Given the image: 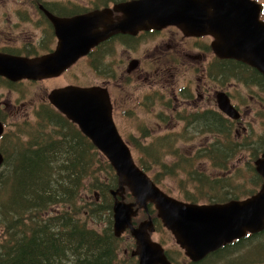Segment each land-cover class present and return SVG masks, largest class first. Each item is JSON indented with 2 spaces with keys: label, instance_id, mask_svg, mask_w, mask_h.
Here are the masks:
<instances>
[{
  "label": "water",
  "instance_id": "obj_1",
  "mask_svg": "<svg viewBox=\"0 0 264 264\" xmlns=\"http://www.w3.org/2000/svg\"><path fill=\"white\" fill-rule=\"evenodd\" d=\"M263 5L257 0H130L113 9L85 15L57 17L53 22L57 47L38 57L0 53V75L11 81L40 80L59 76L98 42L116 33L176 26L187 36H210L215 54L222 59L244 62L264 75ZM113 11L121 14L112 18ZM99 27H102L100 30ZM134 67V66H133ZM49 102L72 122L107 157L118 177L114 197L113 230L121 236L127 229L136 239L134 254L139 264H170L162 245L151 239L155 230L151 217L134 225L139 209L151 202L164 225L171 230L193 259L247 232L264 229V153L255 161L262 176L260 189L245 199L226 203H193L179 200L162 190L136 163L112 115L105 87L67 85L52 89ZM220 109L237 119L240 112L224 91L217 95ZM4 125L0 121V136ZM4 156L0 152V166ZM129 189L134 201L125 200Z\"/></svg>",
  "mask_w": 264,
  "mask_h": 264
},
{
  "label": "trees",
  "instance_id": "obj_2",
  "mask_svg": "<svg viewBox=\"0 0 264 264\" xmlns=\"http://www.w3.org/2000/svg\"><path fill=\"white\" fill-rule=\"evenodd\" d=\"M262 16L264 18V8ZM211 78L221 85L235 78L264 89V76L258 70L233 59L218 62L217 68L213 65ZM183 114L180 118L184 117L186 122L184 129L214 136L212 142L203 139L198 145L204 158L202 163L207 161L211 165L201 166L199 154L187 158L178 156V162L160 161L156 142L161 143L164 137L153 139L148 145L136 140L137 163L147 173L151 172L153 163L161 166L151 176L156 184L162 173L182 172L193 185L191 192L184 184L186 200L197 202L200 196L211 203L239 199L241 186L235 184V180L241 168L236 165L247 146L237 141L233 131L235 121L207 110ZM36 121L27 129L36 132L27 148L17 143L12 145V134L6 139L2 166L8 163L11 170L0 179V190L6 194L0 203V211L4 214V218L0 215L3 234L0 236V264H119L118 243L122 236L114 234V198L110 192L117 187L114 168L78 126L52 105L43 104L37 110ZM23 130L19 129V136ZM7 149L15 151L9 153ZM250 149L252 154L244 168L251 172L255 188L246 193V197L255 194L263 183L252 162L264 153V136ZM179 167L183 171H178ZM101 173H109V180L100 181ZM83 184H91L102 197L82 208L75 205V200ZM125 195L127 201L134 200L129 191ZM60 203L65 209H53L43 215L49 204ZM152 213L153 217L157 216L156 209ZM85 214L99 218L102 215L95 223H105V227L98 230L87 225L82 216ZM142 216L146 217L143 211Z\"/></svg>",
  "mask_w": 264,
  "mask_h": 264
},
{
  "label": "rangeland",
  "instance_id": "obj_3",
  "mask_svg": "<svg viewBox=\"0 0 264 264\" xmlns=\"http://www.w3.org/2000/svg\"><path fill=\"white\" fill-rule=\"evenodd\" d=\"M94 1L97 2L95 3L96 6L111 0H0V3L3 4L0 6V19H10V22H5L4 25L12 26L13 29H16L14 26L15 22L13 21L30 18L33 20L38 19L37 16L33 15L32 10L34 7L32 8L31 5L34 3H55L59 5V8H66L65 10H69V7L72 6L82 10L90 6ZM258 1L263 2L264 0ZM112 3L113 2H110V4ZM33 32L37 36L41 33L39 29L32 31V33ZM157 41L158 38L150 40L145 45L135 49L132 52V56L140 58L142 60V65H144L143 53L147 48L150 53L154 52L152 56L150 53L144 56L148 58V61H151L156 55L155 44ZM187 41L189 45L194 44L192 38ZM194 50V48H190L191 52ZM127 57V53L121 51L116 53L111 59L108 56L103 59L99 70L94 68L93 58H84L59 77L36 82H23L18 86L14 85L10 87L7 81L0 78V99L9 98L12 102L17 101V104H24L26 107L20 114L4 113V116L7 117V121L9 122L7 134H12V145L17 143V145L25 149L29 146L30 142L34 141L33 138L36 132H31L27 129L32 128V126H29L30 123L36 124L37 110L42 108L44 104L42 102L47 98V94L52 89L63 87L68 84H76L78 86L102 85L106 81L109 83L108 86L112 95L116 93L120 94L118 103H121L122 106L115 110L114 120L120 134L130 146L135 160L138 159L139 154V150L136 147V140H140L143 144L148 145L153 139L164 137L161 143L159 141L156 142V147L159 149L157 152L161 155L160 161L169 163L178 162V156L187 158L188 156L199 154L200 158H198V160L201 161V166L208 167L211 163L209 164L207 161L202 163L204 158L201 156L198 145L202 144L203 139L212 142L214 136L210 134L198 135L194 133L192 129H184L186 122L183 118L185 116L180 118V115L183 114L182 112L187 114L188 112L207 110V101L201 99L198 95L199 91L202 93L204 89L206 93L214 95L217 89L219 93L221 92L219 91L221 88H226L232 96L233 103H235L239 111H241L240 119L234 122L233 131L238 138V143L246 144L247 149L241 151V155L243 156L242 160L237 162L236 166L240 167L241 171L235 180V184L241 186V195L239 198H246V193L254 189L255 184L251 179V172L247 170V168H244L245 161L248 162L250 159V155L252 154L250 148L254 142H258L260 137L264 136V89L262 86L238 81L235 78L229 79L225 87L215 85L213 82L214 80L211 78L213 64L207 61L208 58H213V56L212 53L208 52V58L204 60L203 63L195 66L190 63V60H187V57L182 56L175 70L171 71V73L174 74L173 77L166 82L168 88L164 87V91L161 89L158 92H154L152 88L159 89L161 88L160 84H151L143 79H137L136 75H133L131 77L133 81L129 82L130 78L124 70L125 65H123ZM189 92L193 93V98L186 101L187 96L185 93ZM174 94H178V100L175 98ZM213 105L214 108L217 107L215 103H213ZM175 106L176 108L174 109ZM21 127L24 130L19 132L21 135L19 136L18 131ZM6 151L13 153L15 150L7 149ZM165 152L166 156L164 155ZM252 163L255 164V162ZM160 168L161 166H157L153 163L151 172H148V175L153 176ZM10 170V164L7 163L2 166L0 168V179L4 177L5 173L9 175ZM209 170L210 169H207V171ZM232 170H234V168H232ZM178 171L183 170L179 167ZM109 178V173H101L100 181L105 182V180H109ZM158 182L157 185L161 189L181 200L187 199L186 195H184L186 191L184 184L190 189L193 187L192 183H189L185 179V175L182 172L162 173ZM12 186L14 185L12 184ZM5 195V192L0 190V203L5 199ZM101 197L102 195L100 192L92 187L91 184H83L80 190V196L75 200V205L83 208L84 205H90L94 201H99ZM202 197L203 196L197 197V202H209V199L207 200V198ZM47 207V212L45 214L43 212L44 216L53 212V209H65L63 203L49 204ZM0 215L4 218V214L1 211ZM82 216L84 222L91 227H95L98 230L105 227V223H95L101 219L102 215L100 218L97 216L91 217L86 214ZM1 235L3 236L2 224L0 223V236ZM165 235L169 238L164 242L165 247L172 248V246H174V241L171 240L169 233ZM161 238L162 232L153 234L154 240L159 241ZM262 244L264 245V242ZM118 245L119 264L138 263L136 258L132 257L130 254V249L134 248L135 245L133 237L129 232H125L122 235ZM257 245L260 246L261 241H259ZM250 251L259 254L256 248ZM252 253L249 255L252 256ZM259 260L257 264H264V255L261 256Z\"/></svg>",
  "mask_w": 264,
  "mask_h": 264
},
{
  "label": "flooded vegetation",
  "instance_id": "obj_4",
  "mask_svg": "<svg viewBox=\"0 0 264 264\" xmlns=\"http://www.w3.org/2000/svg\"><path fill=\"white\" fill-rule=\"evenodd\" d=\"M126 1H130V0H111L96 6L95 3L97 2L94 1L90 6H87L85 9L83 8L82 10H80L79 8L76 9L73 6L69 7V10H65L66 8H59V5L55 3H43V2L34 3L31 6L32 8L34 7L32 11H33V15L38 17L37 20H33L30 18L26 20L21 19L18 21H13L15 22L14 26L16 27V29H13L12 26L4 25L5 22H10V19L9 20L0 19V53L9 54V55H20V56H26L32 58L53 52L57 47L58 40L53 22L48 17L46 12H50L57 17H74L79 15H85L95 10L113 9L117 3L126 2ZM110 2L113 3L110 4ZM2 5L3 4L0 3V6ZM120 14H121L120 12L113 11L112 18L114 19L116 16ZM36 29H39L41 32L39 36L35 35L34 32L32 33V31ZM99 29L101 30L102 27H99ZM208 37L211 38L210 36H201V37L187 36L179 28L172 25L164 27L162 29L139 30L135 34L116 33L92 46L89 52L86 55L81 56L73 65H71V67H73L76 63H78L81 59L93 58V64H94L93 66L95 69L99 70L100 65L103 62V59L107 58L108 56L111 59L119 51L125 52L127 53L128 57L126 61L123 63V65H125L124 70L126 71V74L130 78L129 82H132L133 80L131 79V77L133 75H136L137 79H143L144 81L151 84H160L161 88L159 89L152 88L154 92H158L161 89L162 91H164V87L168 88L166 82H168L174 75L173 73H171V71L175 70V68L177 67L176 65L179 64V61L181 60L182 56L187 57V60H190V63H192V65L195 66L197 64L203 63V61L208 58V52L212 53L213 58H208L207 61L213 65L216 64V68L218 62L222 63L223 61L230 60V58L221 59L214 54L211 46V42L213 39L212 38L209 39ZM156 38H158V41L155 44V48H156L155 57L152 58L151 61H148V58L144 57L145 55H149L150 53L146 48L143 53L144 65H142V60L138 57L132 56V52L135 49L145 45L150 40H154ZM190 38L194 40L193 45H189L187 41ZM190 48H194L195 50L191 52ZM150 54L152 56L154 52ZM71 67L66 69L59 76L63 75ZM225 69H226V65H225ZM0 78L7 81L9 83L8 86L10 87L14 85L18 86L23 82H36V81L51 79V78L40 79V80L23 79L19 81H11L1 75ZM52 78H56V77H52ZM213 82L215 85H219L220 87H225V85L227 84V82H225L224 85H221L216 81ZM68 85H76V84H68ZM108 85L109 83L105 81L102 85H96V86H102L108 90L112 105V115L114 119L115 110L119 109L122 105L121 103H118V100L120 99V94L116 93L113 94L114 95L113 96L109 90ZM216 91L217 92L214 95H212L210 93H206V90L203 89V92L201 93L199 91L198 95L201 97V99L207 101L206 102L208 104L206 106L207 111H210L215 114L216 113L222 114L224 117H226L227 116L226 113L223 112L219 107L218 99H217L218 89ZM219 91L226 92L232 101V96L230 95L228 89L221 88V90ZM185 94L187 96L186 101L193 98V93L189 92ZM177 95L178 94H174L175 98L178 100ZM42 103L44 104L49 103L51 105L48 98H46ZM213 103H215V105L217 106L216 108H214ZM233 104L236 106V108L239 111L238 106L235 103ZM175 108L176 106L174 107V109ZM24 109H26L25 105L17 104V101L12 102L9 98L0 99V121L4 125V131L0 136V152L2 154L5 153L4 148H5V143L7 141L6 139L9 140V135H10L7 134L9 130L8 129L9 122L7 121V117L4 116V113L20 114ZM189 113L190 112H188L186 115H188ZM240 117H241V113H240ZM240 117L237 118L236 120L240 119ZM239 199H244V198H239ZM226 202H221V203H226ZM206 203H211V202H206ZM153 209H155L154 204L149 202L147 211L144 209H140L138 211L137 216L134 217L133 222L134 225L137 226L139 225L140 222L147 220L149 217H151L152 221L155 224V230L150 232L151 239H153L154 233L162 232V238L159 241L157 240V242H159L163 246L166 257L170 261V264H257V262L260 261L259 260L260 257L264 255V245L262 244L264 242V229H263L257 232H247L245 235L239 238H235L230 242H226L221 246L207 252L202 258L193 259L191 256L188 255L187 251L180 244L177 243L175 236L173 235L171 230H169L164 225L162 219L158 217V214H156L157 215L156 217H153V213H152ZM142 211L146 217L142 216ZM158 219L159 221L157 222ZM166 233H169V236H171V240L174 241V246H172V248H167L164 245L166 239H169L166 237L165 235ZM259 241H261L260 246L257 245ZM133 242L136 247V239L134 237H133ZM135 247L130 249V254L132 257L136 258L138 262L137 264H139L138 257L134 254ZM253 248L258 249L259 254L256 252L252 253V251L250 250ZM250 253H252V256L249 255Z\"/></svg>",
  "mask_w": 264,
  "mask_h": 264
},
{
  "label": "bare ground",
  "instance_id": "obj_5",
  "mask_svg": "<svg viewBox=\"0 0 264 264\" xmlns=\"http://www.w3.org/2000/svg\"><path fill=\"white\" fill-rule=\"evenodd\" d=\"M17 154L15 153V155L14 156H16ZM18 157V156H17ZM17 159V158H16ZM39 218V217H38ZM39 222V221H38ZM24 224V223H23Z\"/></svg>",
  "mask_w": 264,
  "mask_h": 264
}]
</instances>
